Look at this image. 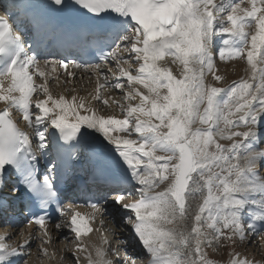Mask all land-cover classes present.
I'll use <instances>...</instances> for the list:
<instances>
[{
  "label": "snow or ice",
  "instance_id": "obj_1",
  "mask_svg": "<svg viewBox=\"0 0 264 264\" xmlns=\"http://www.w3.org/2000/svg\"><path fill=\"white\" fill-rule=\"evenodd\" d=\"M244 2L3 0L13 23L21 18L16 27L23 33L16 35L13 23L0 17L3 222L35 224L43 232L40 238L50 243L46 223L63 217L66 227L56 223L55 229L63 239L78 242L72 253L75 264H80L76 253L81 251L87 253L86 264H137L140 257L142 264H217L205 245L220 239L236 243L237 236L250 243L264 240V149L259 147L264 143V0H247L250 7H242ZM77 5L93 16L87 21L73 17ZM224 36L232 38L228 58L246 55L251 71L227 88L205 82L208 73L216 81L223 79L215 75L212 49L214 38ZM40 56L51 57L43 64L53 72L71 65L98 78L111 72L109 62L130 60L128 68L120 66L111 86L127 85L126 97L139 102L121 106L123 118H118L96 115L75 95L71 101L55 98ZM166 56L183 65L182 78L161 66ZM218 56L225 59L226 51L218 49ZM76 75L67 72L69 78ZM34 76L44 83L35 84ZM103 79L109 83L108 75ZM102 87L92 99L108 105ZM13 110L22 115L14 119ZM117 130L136 133L139 143L112 135ZM202 190L207 194L198 210L187 216L186 197ZM129 196L138 199L128 201ZM68 200L83 201L91 214L81 215ZM105 215L119 217L141 252L129 255L121 251L128 248L127 241L115 247L104 238L106 247L96 248L93 257L81 237L92 231L87 219ZM30 245L25 239L13 246L0 237V264H27L30 253L24 249ZM42 251L47 254L46 248ZM231 264L252 261L236 258Z\"/></svg>",
  "mask_w": 264,
  "mask_h": 264
},
{
  "label": "bare ground",
  "instance_id": "obj_2",
  "mask_svg": "<svg viewBox=\"0 0 264 264\" xmlns=\"http://www.w3.org/2000/svg\"><path fill=\"white\" fill-rule=\"evenodd\" d=\"M219 0H215V2H217ZM245 7H250V5H246ZM0 16H3L2 12L0 11ZM254 30V29H253ZM243 60H245V62L240 65L237 64L240 61L239 60H232V61H237V62H230L229 64H233L236 63L237 65H235L236 67V71L235 73L237 74L236 76H238L237 78L234 79H230L231 76H228L227 80L229 81H238L241 79H247L250 75H251V71H250V66L247 62L246 59V55L243 58ZM161 66H166V62L165 60L160 62ZM129 62L125 64V68L129 67ZM169 66H171L172 70L175 71L176 69V64H169ZM133 68H137V64L132 65ZM41 70H43L46 74V76L48 77L47 82L50 83V88L51 91L54 92V94L56 95V98H58L60 95H63L66 100L71 101L72 96H76L78 99L79 98H84L85 100V109L91 107L93 110V100L92 97L96 95V90L97 89H93V88H89L88 85H90L92 83V80L88 79V74H86V76L84 78H82L83 83H81L80 81H77L76 78H74L73 80H70V82L65 81L63 79V75L58 76L60 70L56 69L55 72H53L52 68L50 66L48 67H42ZM180 75L177 76L178 78H182V73H183V65L180 64ZM228 73V72H227ZM233 73V74H235ZM135 75V72L133 73ZM218 74V73H216ZM231 74V75H233ZM35 84H41L44 83V81H42V78H38V76H34L33 77ZM207 84L211 83V78L210 76L207 74V79L205 81ZM81 86H87V88L85 90H82L80 87ZM3 87L7 88L8 87V81H4L3 83ZM129 90L126 88L120 89L119 91L114 88L111 87L109 89L104 88L103 89V97L105 99H107L109 101L108 103V107H104V104L101 103L98 106L99 111L97 112L96 115H103V116H110V115H115L118 118H123V111L121 106H123L124 108H126L128 105V102L125 98L127 92ZM80 96V97H79ZM33 100H35L36 97V93H33ZM41 99H44V97L42 96ZM131 101V104H136L134 102V100H129ZM116 102H119L118 104ZM5 107L3 102H0V110H3ZM81 114H86L85 110H81ZM13 118H18L19 115L15 112V110H13L12 112ZM67 116H71L73 115L71 112L66 113ZM74 116V115H73ZM20 126L24 127V122L22 120L19 121ZM240 131L246 130L244 128H240ZM113 135V134H112ZM228 142V140H221V143H225ZM226 144V143H225ZM187 206V205H186ZM188 212L190 209V204L188 203ZM188 214V213H187ZM109 228L114 229V231L116 232V235L121 237V238H126V236H123L124 234H126L127 228L124 227V225H118L115 226L114 223H109L108 224ZM52 232V240H51V244L48 246L49 249H47V251L49 252H53V254L51 255V257H42L40 256L39 252L36 250L35 253L30 257L28 264H75V261L73 259L72 253L74 251H76L75 248H70L69 250H67V241H62L61 243H59V240L62 239V233H60L59 231H56L55 228L51 229ZM64 235H67L66 232H63ZM15 236L14 232H6L3 237L5 236ZM18 238V236H17ZM82 238V237H81ZM99 241V239L95 236H92L90 238H88L87 240H84V244L87 246L88 251H90L93 254V257L95 258V253L96 250L93 248V245H95L97 242ZM128 242V247L130 248V254L133 253V251L136 252H141L140 247H138L137 243H133V240L130 236H127V240ZM260 248L259 251L262 250L263 251V256H264V241L260 242ZM58 251V255L55 254V251ZM59 252H60V256H59ZM81 259H80V264H85V260H86V252H77L76 253ZM63 258V259H62ZM70 258V259H69ZM39 260H42V263H40ZM137 264H142V257L139 258V260H137Z\"/></svg>",
  "mask_w": 264,
  "mask_h": 264
},
{
  "label": "rangeland",
  "instance_id": "obj_3",
  "mask_svg": "<svg viewBox=\"0 0 264 264\" xmlns=\"http://www.w3.org/2000/svg\"><path fill=\"white\" fill-rule=\"evenodd\" d=\"M232 62H237V61H232ZM230 69H232L231 71L233 72V68H231V66L226 69V80H227L228 76H231L230 79H234V78L238 77V76H236L237 74L235 72H234L235 74H233L231 72L227 73V71H229ZM231 74H233V75H231ZM188 207L189 206L187 204V208ZM187 215H189V214H187ZM187 230L188 229H186V227H185V231H187ZM59 243H61V242H59ZM217 245L219 248L218 250L214 251V246H213V244H211L210 247L208 248L207 252L210 253L211 259L213 258L219 264H231V261L233 259H236V257H234V256L241 253V252L244 254L245 258L252 261V264H256V262L260 261L261 259L264 260V256L262 255L263 251L262 250L258 251V249L256 247H252V244L250 246L245 247L240 242L233 243V242H230L227 240H223V241H220ZM250 248H251V251H250ZM60 255L61 254L59 252V256ZM137 260H139V258H137ZM39 261H40V263H42V260H39Z\"/></svg>",
  "mask_w": 264,
  "mask_h": 264
}]
</instances>
